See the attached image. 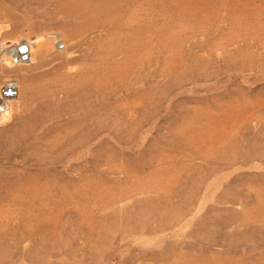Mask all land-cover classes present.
Listing matches in <instances>:
<instances>
[{"label": "rangeland", "instance_id": "obj_1", "mask_svg": "<svg viewBox=\"0 0 264 264\" xmlns=\"http://www.w3.org/2000/svg\"><path fill=\"white\" fill-rule=\"evenodd\" d=\"M0 11V264H264V0Z\"/></svg>", "mask_w": 264, "mask_h": 264}, {"label": "built area", "instance_id": "obj_2", "mask_svg": "<svg viewBox=\"0 0 264 264\" xmlns=\"http://www.w3.org/2000/svg\"><path fill=\"white\" fill-rule=\"evenodd\" d=\"M64 44L61 40L54 41L55 50H61ZM32 42L26 39H19L14 42L0 43V60L7 66H19L30 63ZM19 87L16 80L5 79L0 84V122L6 118L12 104L18 98Z\"/></svg>", "mask_w": 264, "mask_h": 264}, {"label": "bare ground", "instance_id": "obj_3", "mask_svg": "<svg viewBox=\"0 0 264 264\" xmlns=\"http://www.w3.org/2000/svg\"><path fill=\"white\" fill-rule=\"evenodd\" d=\"M0 13H1V11H0Z\"/></svg>", "mask_w": 264, "mask_h": 264}]
</instances>
